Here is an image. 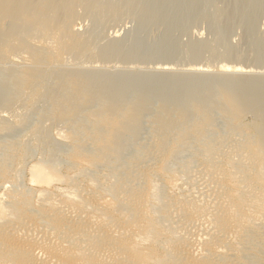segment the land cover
Here are the masks:
<instances>
[{
  "label": "bare ground",
  "instance_id": "obj_1",
  "mask_svg": "<svg viewBox=\"0 0 264 264\" xmlns=\"http://www.w3.org/2000/svg\"><path fill=\"white\" fill-rule=\"evenodd\" d=\"M243 1L247 2L250 0ZM133 2L135 1L133 0ZM131 4L132 0H123L119 3L117 1L110 2L109 0H0V60L9 61L16 57H22L23 61H31L29 68L26 70L24 69V72L18 76L19 79L17 78L18 80L15 82L18 83L17 86L20 85V88L28 92V95L31 96V98L28 97V99H36L45 89H42L44 85L41 87L40 83V78L46 74L45 72V74L41 72V70H43V65L51 61L57 62V60L61 59L63 56L68 57V60L75 63L88 61L89 54L91 53V46L93 45L95 48L101 47L94 44L100 43L99 37L106 35L105 32L107 31L104 32V30L107 29L111 23L121 21L123 19L122 16L126 13H130L127 12L126 8ZM133 4L135 7V3ZM136 8L137 7H135V9ZM131 9H133V7L130 8V10ZM143 10L144 9L140 11L143 12ZM80 11L82 13H80ZM221 12V10L217 11L216 17L213 16V18H217V22L215 23L217 25H219L223 18H226L224 17L225 13L222 15ZM83 13L85 16H83ZM79 14H81L82 17H79ZM144 15L147 14L144 13ZM144 15L142 16L144 17ZM78 17L81 19H90L95 28L99 30L103 29V31L101 30L102 33L104 32L103 35L97 37L95 35L84 36L80 34L75 29L76 22L79 19ZM151 21L153 20H150V22ZM121 24L123 25V23ZM109 27L111 28V26ZM152 27H155V25L150 28ZM93 32L94 31H92V33ZM92 33L90 32V34ZM86 34H88V32ZM130 35L132 34H129V37ZM161 35L164 36L162 33ZM103 37L105 38V36ZM150 37L152 38L153 36ZM138 38L139 37H137V39ZM219 39L220 38H218V40ZM111 40H108V42H112H110L111 44L108 43L107 40L105 41L107 43L102 42L101 44L107 45H103L99 48L100 51H95V54H100L99 57L97 55L98 58L101 57L99 60H102L103 63H105V61L111 64L121 63L120 66L133 61L129 59L134 53V51H131L132 48H126V50L129 49V51L124 53L125 51L122 52L121 50L123 47L121 48V46L118 45L119 42L116 41L115 43L113 39ZM226 40L227 39H224L223 41ZM141 43H143V47L145 44H148L145 40ZM220 43L222 45L223 42ZM191 45L195 47L194 44ZM202 46L201 42V47ZM205 46L207 47H203L204 51L212 55H210V59L219 60L218 58H221L226 60V58H228L225 56L226 54H219L223 52V47L220 45H218V47L220 46L221 50L216 49L213 45L208 46V43ZM183 48H185V46ZM195 48H197V45ZM141 50H143L144 53L147 52L144 51L146 49ZM137 51L136 54H139ZM200 51H202V49L199 50V52ZM218 51L220 52L218 53ZM224 51L226 52V50ZM144 53L140 52V55L143 54L144 56ZM136 54L134 53L137 57L138 55ZM169 54H171L170 57L173 55L172 53ZM262 54H264V52ZM148 55H145L146 59ZM203 55H205V53ZM91 59L93 58H90V60ZM138 59L144 58L140 56ZM154 59L150 61H154ZM169 60L171 61V58H169ZM19 61L20 59L18 63ZM209 61L211 60H208V62L205 60L206 63H209ZM142 62H146L145 59ZM222 64H225V62H222ZM206 65L208 67V64ZM217 65L216 63L215 66ZM215 66L214 68L218 67ZM220 66L222 65L220 64ZM229 66L223 67L227 70L233 69V72L236 69L240 70L239 68L242 67L231 68ZM23 68H26V66ZM136 71L139 72L137 69ZM52 72L49 74L55 75V77H53L56 81L53 83H56V86H53L57 87L59 94L57 93L58 95L52 97L51 103L53 106H51L54 109H51H53L59 117L69 119L73 127H79L77 124L81 122L78 123V121L70 119L73 113H75L73 112L74 107L78 106L76 108H83L85 111H83V113H87V116H90L93 126L104 129L102 133H100L98 129L95 130L96 132L93 133L89 139L92 141V146H94L95 150L92 154L90 153L87 155L80 153L81 141L73 144V151L71 150L70 155L73 165H78L80 159H84L86 164L91 165L95 162L102 163L107 156L113 155L118 151V145L114 139L118 136H124L128 128L132 126L135 121L137 117L135 115L145 107L148 101L147 103L141 102L139 99L135 101V97L141 98L140 96H135L134 99H132L134 101L128 100L127 106L119 109L117 100L119 103L121 101L115 98L117 96L113 94L109 95L110 93L107 92V90H112L111 88L114 87L113 85L116 84L118 80L115 79L116 82L114 81V84L110 83L111 86H109L111 80L106 79L103 74L102 78L100 77L101 75L93 77L86 76V73V75H83L78 71ZM99 72L100 74L102 73L101 71ZM124 72L127 74L126 71ZM143 74L145 73L143 72ZM232 74L233 73L227 74L228 77L225 75L226 78L223 77V79L207 82L203 85L202 89L199 88L201 91H206L201 92L200 94L203 93L201 96L197 94V99L193 97L194 100L192 101L196 104L195 113L197 118L192 124L182 122L186 114V109L184 110V107H181L183 105H180L181 108L176 107L173 111L168 108L170 105H166V102L163 105L159 103L156 105H159V107L162 105L160 108L162 114L160 115H163V117L160 116L161 118L157 116V120L154 119L156 116L153 118L156 121V125L154 124L156 131L159 134L157 148L160 156H162L158 163L160 167H164V164L172 155L180 150L178 148L185 145L186 141L182 139L186 136L190 137L191 133H193L192 135H198L204 129L212 125L214 117L213 112L215 113L217 111L220 112L221 115L223 114L225 120L231 124L230 127L237 132H241L244 129L247 133L244 139L245 141H243V143L234 144L235 148L234 150H229L230 154L227 153L228 151H226L227 154L223 153V151L208 156L203 160V182L200 181L201 184L199 183L201 189H204L200 191L203 198L184 197L170 202L167 212L163 214L164 217L168 218L173 215V218L170 217V219H176V223H173L176 225V228L173 229L176 230H172L173 226L169 228L168 224L162 226L158 222H154L150 216H147L148 214L146 215L148 204L152 203L150 201H153V188L148 185V181L145 179L143 187L128 193L123 192V188H121L122 186L120 185L114 187L112 198H114L113 200L115 203L110 209H104L97 205V195L94 194L97 190V186H94L96 190L92 191L90 195L84 192H77L75 187L62 188L53 186V189L50 191L37 189L35 191V193H37V199H34L40 202L38 206L31 200L25 199L20 195L10 194L8 199H10L11 205L16 212L13 214L11 213L12 215L10 214L11 216L9 215L7 219L4 218L6 219L5 221H0V264H250L251 262L247 263L245 261L249 254L245 252H250V255L256 254V256L258 253V251L255 250L257 246L253 244L255 241H252L250 238H252L253 235L261 236V232L264 230V105H261V102L264 100L259 98L264 96V84L256 76L255 78L250 76L237 79L235 77L236 74H233L235 76H232ZM159 76L161 78L162 74ZM176 78L174 79L176 82L179 81L182 83L186 81L185 76L184 78H181V76H179V79ZM165 79L164 77L162 80L164 81ZM193 79L190 78L188 81H193ZM47 80L49 79L47 78ZM174 80L171 81L173 82ZM51 81L52 80H50V82ZM158 82V84H160V82L162 83L160 80ZM172 82L170 83L172 84ZM118 83L119 81L117 84ZM121 83H123V81ZM124 83L123 85L126 86L127 81L125 80ZM1 84L2 83H0V85ZM47 84L50 83H46L45 85ZM171 84L170 87H174ZM119 85L120 83L117 87H119ZM180 85L181 84H179V86ZM166 86L169 89L167 84ZM214 86L216 87L214 88ZM55 87H52V89ZM177 87L178 85L175 89H177ZM142 88L145 89L146 87ZM210 88L215 89L213 94H211L212 90H210ZM57 89L54 90L57 91ZM123 89H125V87ZM139 89L140 88H138V90ZM114 90L118 89L115 88ZM114 90H112V93ZM140 91L144 90L140 89ZM114 92V94H116L117 91ZM144 92L146 93V89ZM133 93H135V91H133ZM175 94L176 93L173 95ZM121 96L124 97L123 95ZM153 96L156 98V95ZM190 96L192 97V95ZM177 97L175 96V98ZM143 98L145 99V97ZM259 99L261 102H259ZM122 100H124V98H122ZM89 102H95L96 107L99 105V113H96L98 110L95 108L92 109H95L96 112H93L91 109L88 111L85 110L86 107L84 106L87 105L83 104ZM158 102H160V100ZM94 104L92 105L95 106ZM16 110H12L15 112L11 113L15 114L17 112ZM77 112L80 113L79 110ZM83 113L82 116L85 115H83ZM215 114V116H217V113ZM248 115H251L255 121L249 124L244 123ZM76 116L80 117L79 114L75 115V117ZM241 126H244V128ZM166 130H168V132L171 130H178L176 131L178 133L167 137H163L164 134L160 135V133H164ZM168 132H166V134H168ZM231 151L233 152L231 153ZM19 158L24 157L20 156ZM0 170V174L2 175H0V179L2 178V180H4L3 177L8 171L4 172V169ZM28 174L29 183L35 186L49 183L55 180L57 175L53 171L51 172L50 169L45 168V166L42 167L38 164L30 166ZM5 177L7 178L8 176ZM229 180L236 186V190L230 191V188L227 186ZM7 181L9 182V180ZM1 204L0 218L8 215L6 209L10 208V206L9 208H5ZM33 208H37V214H33L30 211V209ZM192 226H199L200 229H193ZM256 236L254 238H256ZM261 243L264 245V242ZM261 247L260 245V248ZM259 252L261 251L259 250ZM260 262L264 264V262Z\"/></svg>",
  "mask_w": 264,
  "mask_h": 264
},
{
  "label": "rangeland",
  "instance_id": "obj_2",
  "mask_svg": "<svg viewBox=\"0 0 264 264\" xmlns=\"http://www.w3.org/2000/svg\"><path fill=\"white\" fill-rule=\"evenodd\" d=\"M109 1L110 2L117 1L119 3L122 2L123 0H109ZM134 1L135 2H133L132 0V4L126 8L127 12L130 13L128 14L126 13L124 16H122L123 19L122 20L120 19L121 21L111 23V25H109L111 26V28L109 26L107 29L104 28L105 29L104 32L107 31L105 32L107 36L103 35L104 33V32L102 33L103 29H101L102 30L101 31L98 28H95L90 19L87 18L89 20L88 21L87 19L79 18L82 17L81 14H79L78 17L81 20L78 19V21L76 22L77 24L75 26V29L84 36L85 35L86 36L95 35L97 37L99 35L105 36V38L103 36L99 37L100 43L94 44L96 46L97 45L101 47L103 45L105 46L107 44H101V43L102 42L107 43L108 40L113 39L115 43L116 41L119 42L118 45L121 46V48L123 47V49L121 50L122 52L125 51L124 53H127L129 49L132 48L133 50L131 49V51H134L135 54L136 51L138 50L137 53L139 54L136 55L139 56L140 52L144 53L143 50L141 49H146L144 51L145 52L147 51L146 52L147 54L144 53V56L148 55V53L149 55L151 54L150 56L149 55L147 56V59L149 60H147L146 56L144 57L143 54L140 55L141 58H144L146 62H142L144 59H138L140 56L139 57L137 56L138 57L137 58L133 53L131 58H129L130 61L131 60L133 61L128 62L125 65L122 64L121 65L122 67L120 66L121 63L111 64L105 61L106 63L105 64L103 63L102 60H99L101 59V57L98 58L100 54H95L96 53L95 51L99 50V48L101 47L95 48L92 45L91 46L92 48H90L91 53L89 54L88 61L86 60L83 63H75L71 60H68L67 59L68 57L63 56L61 59L57 60V62L51 61L47 64H44L42 68L43 70H41V72H43V74L46 73L47 75L45 74L43 75L42 78H40V83H41V87L44 85L42 89L44 88L45 89L41 92V95H39L36 99L34 98L30 100L28 99V97L31 98V96L28 95V92L25 89L20 88L19 87L20 85L17 86L18 83L16 82L19 79L18 76H20L24 72V69L26 70L27 68H29L31 61L30 60H27L28 62L23 61L22 57L21 58L16 57L13 58L14 60L12 59L9 61L0 60V83H2L0 85V169L2 170L4 169L3 170L4 172L8 171L7 172L8 175L5 174V176L8 177L6 178L4 176L5 177V178L3 177L4 180H2V178L0 179L1 181L0 204L2 203L1 205H3L5 208H9V206L10 208H12V209L10 208L6 209V211H8L6 212L8 215L1 217L0 221H5L11 213L13 214L14 212H16V210L11 205L10 199H8L10 194L20 195L25 199L31 200L32 202H34L35 205L38 206L40 205V202L38 200H35L37 199V195H36L37 193H35L37 189L50 191L53 189V186H58L62 188L75 187L77 189L76 190L77 192H82V193L84 192L87 195H90L92 191L96 190L95 187L97 186V190L96 192H94V194L97 195L96 196L97 205L104 209H110L114 206L115 203V201L113 200L114 198H112L113 197L112 192L114 187L120 185L122 186L121 188H123V192L128 193L143 187L144 186L143 182L145 179L148 181V185H150V187L152 186L153 188L152 190L153 201H150L152 203L148 204V211L146 215L148 214L147 216H150V218H152L154 222H158L162 226H164V224H168L169 228L173 226L172 230H176L173 229L176 228V225L173 224L176 223L175 221L176 219L175 218H174L175 220L170 219V217H172L173 215H171L168 218V217H164L163 214L167 212L170 202L184 197H193V198L195 197L198 199L203 198V195L200 191H203L204 189L202 190L199 185V183L201 184L200 181L203 182V176H202L203 175L202 168L204 167L203 160L206 157L212 156L213 154L219 152L224 151L223 153L227 154L229 153V150H234L235 148L234 144H238L240 142L243 143V141H245L244 139L247 135L246 131L243 129V131L237 132L232 127H230L231 124H229V122L225 120L223 114L221 115L220 112L216 111L215 113H217V116H215L216 114L213 112L214 117H213L212 125L209 128L204 129L198 135L195 134L192 135L193 133H191L190 135L193 137L186 136L184 139H182L186 141L185 145H183V147L181 148H178L180 150L177 149L178 151H176L172 155V157L164 164V167H160L158 163L160 162L159 160H161L162 156H160V153L158 152V148H157L159 134L156 131L155 120L163 117V115H160L162 114L160 108L166 102L167 103L166 105H170V107L168 106V108L171 111L176 109V107L178 108L180 107V105H183L181 107L182 108L184 107V110L186 109L185 111L186 114L182 122H188V124L194 123L196 121L197 116L195 113L196 104H194L192 101L194 100L193 97H196L197 94L201 96L203 93L202 94L200 93L206 91V90L201 91L199 90V88L202 89L203 85L207 82H213L218 79H223V77L226 78L227 74L230 73L236 74V76L233 74L232 76H235L237 79L242 77H250V76L255 78L256 76L264 84V54H262L264 52V0H253L254 3L251 0L247 2H244L243 0H134ZM133 3H135V7H137L136 9L133 6L134 5ZM132 7L133 9L130 10V8ZM140 8L144 9L143 12L146 13L147 15H144V13L140 11L142 10ZM220 10L222 11L221 12L222 15H224L225 13L224 17L226 18L224 19L222 17L223 18L222 21L219 23V25H217L215 24L217 22V18L215 17L217 11ZM80 13L82 12L80 11ZM142 15H144V17ZM83 16H85L84 13ZM213 16H215L214 17L215 19L213 18ZM149 19L153 21L150 22ZM146 20L148 23L146 22ZM121 23H123L124 26ZM154 25L156 28L155 27L150 28L151 26ZM97 29L99 30V32ZM89 31L91 33L92 31L94 32L90 34ZM87 32L88 34H86ZM146 32L148 33V35ZM161 33L164 34L165 37L161 35ZM129 34L132 35L134 34V35L133 36L130 35L129 37ZM145 34L147 37L145 36ZM150 36L153 37L151 38ZM137 37L139 38L137 39ZM218 38L220 39L218 40ZM104 39H106L107 42H105L106 40ZM142 39H144L145 42H148L149 46L148 44L144 43L145 45L143 47L142 45L143 43L141 42H144V40ZM224 39L227 40L223 41ZM201 42L203 45L202 47H201ZM220 42H223L225 44L222 43L221 45ZM207 43L208 46L213 45L218 50H221V47H223L222 48L223 52L218 51V53L220 52L219 53L220 55L226 54L225 56H227L228 58H226V60L218 58L219 60H223V61H219L217 59L216 60L210 59L212 55L205 52L203 49V47L204 48L207 47L205 46L207 45ZM191 44H194L195 47L197 45V48L193 47ZM218 45H220L221 47L220 46L218 47ZM184 46L187 50L183 48ZM126 48L129 49L126 50ZM200 48L202 49V51L199 52V50H201ZM188 49L189 50L192 49L196 52L192 50L189 51ZM224 50H226V52ZM168 52L172 53L173 57L172 56L170 57L171 54H169ZM188 52L190 55L188 54ZM201 52H204L205 55H203L204 53ZM201 56H205V57H201ZM206 57H208L209 59ZM90 58L93 59L90 60ZM169 58H171V61L169 60ZM19 59L20 61L18 63ZM153 59L154 61H150ZM196 59H198L199 61ZM205 60H207V62L208 60L211 61H209V63H206ZM222 62H225V64L227 62L228 65L222 64ZM216 63L218 64L217 65L218 67L215 66ZM206 64H208V67ZM220 64L222 66H220ZM25 66L26 68H23ZM214 66L217 68H214ZM223 66H229L231 68L232 67L237 68L239 66L242 67L239 68L240 70L236 69L233 72L232 71L233 69L227 70L224 69ZM136 69L139 70V72L136 71ZM48 71L49 73H51L52 71H53L52 73L54 72L57 73L59 71L60 72L78 71L81 72L83 75L87 74L86 76L93 77V76L101 75L100 77L102 78L103 75H105L104 77L106 79H110L113 82L112 83L109 80L110 81L109 84L110 83L114 84L116 82L115 79L118 80L120 83L119 87H117L119 84V83L117 84L118 82L117 81L116 82L117 86L116 84H114L113 85L114 87L111 88L112 90H114L115 88L118 89V90H114L117 91L116 94H114L115 93L114 91L112 93V90H107V92L110 93L109 95L113 94L114 96H117L115 98L121 101L119 103V101L117 100L119 109H122L124 106H127L129 102L128 100L137 101L139 99V101L141 100V102H145V103H147L148 101L145 107L140 112H138V114L135 115L137 116L135 118V121L133 122L132 126L128 128V131L124 134V136H120V137L118 136L116 139H114L116 144L118 145V151L115 152V154L113 155L107 156L102 163L95 162L91 165V164H86L84 159H80L78 165L76 166L73 165V162L70 159L73 144H75V142L78 143L81 141L82 145L80 144L81 147L79 149L80 153L87 155L90 153L92 154L94 153L95 150H94V146H92L93 145L92 141L89 139L93 135V133L96 132L95 130L98 129V131L102 133L104 129H102L101 127L96 128L95 126H93L90 120V116H87L88 115L87 113H83L84 111L83 108H76L78 106L74 107L73 112L75 113H73V116L70 119L71 120L74 119L78 121V123L81 122L77 124V126L79 127H73L69 119L61 118L59 117V115H57V113L53 110L54 108L52 107L53 104L51 102H52V97L59 94V90L57 89V87H55L56 83H53L56 81V79L54 78L55 75L54 74L50 75ZM99 71H101L102 73L100 74ZM124 71H126L128 75L125 74ZM143 72L145 74H143ZM219 72L222 74H220ZM160 74H162L161 78L159 76ZM219 74L221 75V77ZM49 75L51 76V78ZM179 76H181V78H184L185 76L186 83L185 82L181 83L179 81L176 82V80H174L176 77L179 79ZM164 77L166 79L163 81L162 79H164ZM167 77L174 81L172 82ZM47 78L49 80H47ZM124 78L127 81L126 86L123 85L125 84ZM190 78L191 79L194 78L193 81L192 80L188 81L190 80ZM153 79H157L158 81L160 80L162 81L163 84L161 82L160 84H158L159 82ZM50 80L52 81L50 82ZM120 81L121 82L123 81V83H121ZM170 82H172V84ZM46 83H50V84L45 85ZM165 83L168 85L169 89L167 88ZM111 84L109 86H111ZM170 84L174 87L171 88ZM179 84L181 85L179 86ZM177 85H178L177 87L178 91L177 89H175ZM52 87H55L54 89H57L58 92L52 89ZM122 87L123 88L125 87V89H123ZM142 87L144 88L146 87L145 88L146 93L144 92L145 89H143ZM215 87L216 86H214V88ZM138 88L144 91H140V89L138 90ZM196 89L198 92L196 91ZM167 90L169 91V93ZM210 90H212L211 94L215 92V89L210 88ZM128 91L130 92V94ZM133 91H135V93H133ZM174 93L176 94L173 95ZM121 95H123L124 97H122ZM153 95H156V98ZM190 95H192V97ZM135 96H140L141 98H137ZM175 96L178 97L175 98ZM143 97H145V99ZM261 97L259 98L264 100V96ZM122 98H124V100H122ZM260 99L259 102H261ZM159 100L160 102H158ZM94 103L93 102L84 103L83 105H87L84 106L86 107L85 110L88 111L91 109L93 112H96L95 109H97L98 111L96 113H99L100 110L98 109L99 105H97L96 107V103L95 104ZM158 103L162 105L160 107L159 105L156 106ZM261 103H262L261 105H264V101ZM92 104H94L95 106H93ZM79 107H83V106H79ZM12 110H16L17 112L15 114H12L15 112V111L13 112ZM78 110L80 111V113L77 112ZM82 113L83 115L85 114L86 116L85 115L82 116ZM78 114L80 115V117L79 116L75 117V115ZM254 121L255 120L253 119V117L251 115H248L245 118L244 123L249 124ZM241 127L244 128V126ZM176 131L178 130H173V131L171 130L169 132L168 130H166L164 133H160V135L164 134L163 137H167L169 135L173 136L174 134L178 133ZM166 132H168V134H166ZM226 151L228 152L226 153ZM232 152L233 151H231V153ZM20 156L24 158H19ZM33 164H38L42 167L45 166V168L50 169L51 172L53 171L54 173H56L57 175L55 177V180L50 181L49 183L46 184H42L41 186L39 185L35 186L30 184L28 178L29 177L28 169ZM7 180H9V182ZM67 183L70 185H68ZM227 186L230 188V191L236 190V186L232 183L231 180L227 182ZM36 209L37 208H33L30 209V211L33 214H37ZM192 227L193 229L195 228L196 230L200 229L199 226L197 227L192 226ZM255 236L256 235H253L252 238L250 239L256 242V243L254 242L253 244L257 246L255 247V250L258 251L257 256L256 254L250 255L251 254L250 252H245V253H249L245 261L247 263L251 262L250 264H255V263L257 264V262L258 264H261L260 261L264 262V245L261 243L264 242V230L261 232V236L257 235L256 238H254ZM260 245L262 246L261 248ZM258 249L261 252H259Z\"/></svg>",
  "mask_w": 264,
  "mask_h": 264
}]
</instances>
